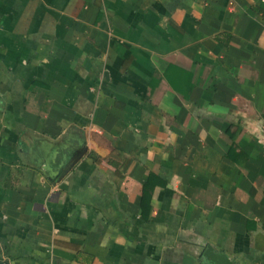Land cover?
I'll return each mask as SVG.
<instances>
[{"label": "crops", "instance_id": "0c3cea01", "mask_svg": "<svg viewBox=\"0 0 264 264\" xmlns=\"http://www.w3.org/2000/svg\"><path fill=\"white\" fill-rule=\"evenodd\" d=\"M264 264V0H0V260Z\"/></svg>", "mask_w": 264, "mask_h": 264}, {"label": "water", "instance_id": "95a60500", "mask_svg": "<svg viewBox=\"0 0 264 264\" xmlns=\"http://www.w3.org/2000/svg\"><path fill=\"white\" fill-rule=\"evenodd\" d=\"M202 264H239L235 259L229 257L222 250L215 249L207 244L201 252ZM0 264H9L7 260H0Z\"/></svg>", "mask_w": 264, "mask_h": 264}]
</instances>
